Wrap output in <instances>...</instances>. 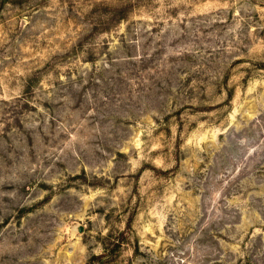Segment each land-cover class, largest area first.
<instances>
[{"label":"rangeland","instance_id":"obj_1","mask_svg":"<svg viewBox=\"0 0 264 264\" xmlns=\"http://www.w3.org/2000/svg\"><path fill=\"white\" fill-rule=\"evenodd\" d=\"M0 264H264V0H0Z\"/></svg>","mask_w":264,"mask_h":264},{"label":"water","instance_id":"obj_2","mask_svg":"<svg viewBox=\"0 0 264 264\" xmlns=\"http://www.w3.org/2000/svg\"><path fill=\"white\" fill-rule=\"evenodd\" d=\"M74 231L82 233L84 231V226L83 225H77L74 227Z\"/></svg>","mask_w":264,"mask_h":264}]
</instances>
